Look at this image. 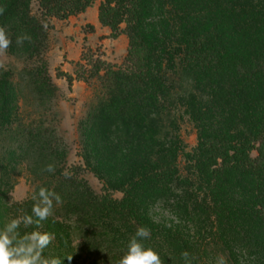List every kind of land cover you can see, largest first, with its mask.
Instances as JSON below:
<instances>
[{
	"label": "trees",
	"instance_id": "trees-1",
	"mask_svg": "<svg viewBox=\"0 0 264 264\" xmlns=\"http://www.w3.org/2000/svg\"><path fill=\"white\" fill-rule=\"evenodd\" d=\"M32 1L0 0L4 9L0 28L11 39L10 47L34 55L44 49L53 29L49 17L62 12L66 17L79 0H39L40 16L32 13ZM128 1L135 21L129 56L123 68L105 77L106 95L89 115L86 129L87 135H94V143L86 144L95 161L89 165L123 168L127 179L109 185L124 198L101 196L78 175L60 174L47 186L63 202L43 224L54 234L46 255L54 249L61 258L72 256L63 264H119L136 230L147 227L151 239L145 243L161 254L163 264H185L184 252L195 258L193 264H207L204 256L216 264L218 257L235 248L264 264V0ZM204 4L210 9L207 16L187 18L190 23L183 27L181 42L159 52L156 46L163 42L157 29L167 28L164 15L169 9L187 16ZM109 13L101 19L112 26ZM138 31L143 39L134 36ZM23 36L29 39L17 45V37ZM39 71L32 81L34 92L52 99L59 89L46 61ZM1 93V101L8 104V95L3 89ZM204 95L222 112L221 134L205 127L216 110L197 108ZM187 98L201 143L193 157L196 166L184 177L178 169L181 148L175 109ZM2 119L7 123L12 118L9 114ZM108 136L137 152L122 160L102 158L95 140ZM26 137L42 161L61 155L60 146L44 133L30 132ZM114 171L110 176L119 175ZM198 184L204 197L177 227L154 223L147 203L169 192L174 196V186L185 191ZM196 195L198 190L187 193L189 198Z\"/></svg>",
	"mask_w": 264,
	"mask_h": 264
},
{
	"label": "rangeland",
	"instance_id": "rangeland-1",
	"mask_svg": "<svg viewBox=\"0 0 264 264\" xmlns=\"http://www.w3.org/2000/svg\"><path fill=\"white\" fill-rule=\"evenodd\" d=\"M129 8L128 0L76 1L66 17H62L64 12L58 17H49L53 29L40 53L31 55L24 49L9 47L5 53L0 54V117L10 114L12 118L7 123L0 118V226L17 216L30 214L32 205L36 202L32 199L33 194L41 187L47 188L60 174L78 175L87 180L101 196L109 195L118 201L124 198L123 193L111 189L109 181L125 180L127 174L123 173V168L117 167L114 171L107 164L101 165L100 169L98 165L92 166L95 161L93 157L89 158L86 144L88 140L94 143V135H87L86 129L89 115L106 95L105 77L123 68L129 56V34L135 25ZM30 9L37 16L43 13L39 0L32 1ZM169 11L164 15V20L167 21L164 25L167 28L158 26L157 29L160 34L158 37L163 42L161 46H156L159 52L180 43L179 36L183 35L184 26L189 25L190 19L207 16L210 9L204 4L199 6L197 12L187 16L172 9ZM109 12L114 18L112 26L104 24L101 19L103 13L108 17ZM152 18L159 19L158 16L150 19ZM138 32L134 36L143 39L142 32ZM43 60L48 64L52 82L59 89L52 99L39 97L32 85L33 79L40 73ZM2 89L9 97L8 104L4 103L5 100L1 101ZM212 101L213 99L210 101L204 95L197 108L202 107L204 112L216 110L212 118L206 120L205 127L211 133L221 134L223 115L216 109L218 103ZM188 102V98L180 100L178 109H175L179 126L177 141L181 148L178 169L184 177L190 176L191 166L195 168L193 157L201 143V132ZM30 132L44 133L54 144L60 146L61 155L42 161L40 154L27 142L26 135ZM98 139L100 138L95 140V147L104 153L102 158L108 156L122 160L123 156L137 152L125 144H118L112 137ZM50 164L55 167L53 173L45 171ZM112 170L119 175L110 176L109 172ZM190 190H198V195L187 197ZM173 192L174 196L169 192L147 203L148 213L155 224L168 228L177 227L192 212L194 203L204 197V193L199 192V184L185 191H178L174 186ZM41 230L46 231V227ZM51 255L59 256L54 249ZM225 258L227 264H259L257 259H248V256L236 248ZM203 261L212 264L208 256H204Z\"/></svg>",
	"mask_w": 264,
	"mask_h": 264
},
{
	"label": "clouds",
	"instance_id": "clouds-1",
	"mask_svg": "<svg viewBox=\"0 0 264 264\" xmlns=\"http://www.w3.org/2000/svg\"><path fill=\"white\" fill-rule=\"evenodd\" d=\"M4 9L0 8V15ZM27 36L17 37L16 44L20 45ZM12 41L3 28H0V54L6 52ZM45 171L53 173L54 165H48ZM33 203L31 214H24L11 219L0 226V264H63L67 258L46 255V250L54 240V234L42 231L43 224L55 214V207L63 202V198L55 190L46 187L32 196ZM32 228V231L22 229ZM151 239V229L140 227L136 230L127 245L126 254L119 260V264H163L161 254L145 242ZM185 264H193L194 257L184 252ZM216 264H227L225 257L217 258Z\"/></svg>",
	"mask_w": 264,
	"mask_h": 264
}]
</instances>
